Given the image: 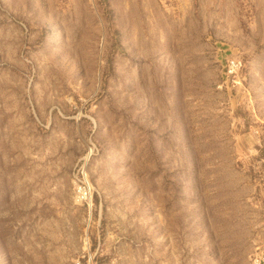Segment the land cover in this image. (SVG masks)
Here are the masks:
<instances>
[{
	"label": "rangeland",
	"instance_id": "374dc122",
	"mask_svg": "<svg viewBox=\"0 0 264 264\" xmlns=\"http://www.w3.org/2000/svg\"><path fill=\"white\" fill-rule=\"evenodd\" d=\"M0 264H264V0H0Z\"/></svg>",
	"mask_w": 264,
	"mask_h": 264
},
{
	"label": "built area",
	"instance_id": "2783aa9c",
	"mask_svg": "<svg viewBox=\"0 0 264 264\" xmlns=\"http://www.w3.org/2000/svg\"><path fill=\"white\" fill-rule=\"evenodd\" d=\"M233 64H235L234 60L230 59L229 66H232ZM87 194H88L87 182L83 183L81 186L78 185L76 196L81 200L86 198Z\"/></svg>",
	"mask_w": 264,
	"mask_h": 264
}]
</instances>
